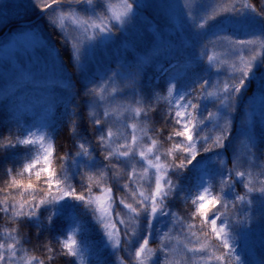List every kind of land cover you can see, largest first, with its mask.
I'll return each mask as SVG.
<instances>
[{"label": "snow or ice", "instance_id": "1", "mask_svg": "<svg viewBox=\"0 0 264 264\" xmlns=\"http://www.w3.org/2000/svg\"><path fill=\"white\" fill-rule=\"evenodd\" d=\"M36 6L42 12L58 15V20L54 19L52 22L53 24L59 23L61 28H63L66 19H72L78 27L84 28L85 33H87L88 28L93 29V34L88 35L87 40L99 43H103L106 38L111 37L114 34V29L119 30L117 25L120 29L126 28L135 19L136 9L138 8L137 0H124L122 10L109 16L103 10L97 11L98 8H103V5L97 3V0H51L50 3L48 0H36ZM64 9H67V11H63ZM80 11L86 14V18L81 19L77 15ZM193 15L194 12L189 13L190 18ZM105 21L108 22L105 23ZM195 27L201 31L206 30L208 27H216L222 32L228 28H235L249 32L253 39L229 41V43L247 48L249 55L247 58L240 57L239 64L232 65L234 71L230 73L228 80L223 83L222 87L216 91L209 92L207 90L209 85L207 79H194L185 86L179 80L171 78L165 86L166 95L161 96L154 89L145 85L143 77L137 80L136 76H132L129 79L126 87L132 89L137 105L134 109V115L140 118L142 122L147 121L150 124L152 123L151 114L159 112L160 127L157 132L165 135V138L171 143V147L164 154L165 157H172L171 161L165 159L161 163V155L153 152V148L157 145V140L154 137H150L152 146L141 149L138 153L136 148L133 147V145L139 143L136 135H132L131 144L127 142L120 144V150H108L111 146L113 132L96 112H89V123L93 126L94 131L98 130L96 142L103 156V169L121 170L125 165L132 163L137 154L141 160L147 161L148 168L156 169L155 188L151 191L150 196H143L142 194L143 199L138 201V207H133L132 204L125 202L123 198L120 199V203L130 213H133L135 218L140 219L143 217L147 221L145 225L147 235L139 238L143 242L139 243L135 251L134 264H145L142 253H145L146 249L148 256L154 254L152 249L147 248L153 223L158 216L170 215L173 218L176 217V212L170 209L168 202L176 199L178 195L182 197L185 203L191 200L194 206L195 210L191 213L192 222L186 224L188 229L186 238L196 237V240L192 241L194 246L186 244L185 247L189 253L193 254V257L196 254H201L200 260L203 264H210L213 256L218 264H243L234 246V233L245 228L249 222L256 218L261 220L264 218L261 212L258 211L264 209V179L254 180L252 172L238 168L235 161L232 162V168H228L223 160L220 161L221 167L215 173L219 176L220 184L219 192L216 194L213 192V185L208 184L202 177L198 178L199 183L193 185L196 192L194 197L191 195L192 189L185 192L182 187L183 181L188 178L187 173L203 163L205 159H211L210 156L205 157L190 169L189 165H193V161H197V156L204 157V154L214 153L217 157H220L226 149V142L229 140L233 129V121L230 116L239 110L241 98L245 94L244 90L255 75L254 69L258 70L259 65L264 63V5L258 10L250 3V0H231L228 4L222 3L219 5V10L213 9L211 12H205L204 17ZM220 38L217 36V40ZM224 39H227V37H224ZM73 48L72 63L75 65L77 72L82 73L87 50L82 49L79 44L73 45ZM208 62L211 66L212 56H208ZM63 81L67 83V104L76 108L77 106L73 104L75 99L73 90L77 88V84L73 82L71 76L67 75H65ZM261 89L264 90V81H261ZM82 92L87 98L88 107H98L97 88L86 84L83 86ZM75 95H80V91H77ZM155 97H159V100L166 102L165 111H160L158 105L154 102ZM209 101L214 103L215 112L208 109L207 104ZM204 112H207V117H205ZM104 115L107 117L108 113L105 112ZM78 119V116L72 117L70 136L78 137ZM211 119H215L214 128L219 134L214 137L202 136L201 133L207 127L206 120ZM132 127L135 129L136 125L133 124ZM168 128H171V131L166 132ZM32 137H34V133L30 130H22L19 121L16 122V130L11 126L0 124V163L9 156L20 154L21 150L25 154L38 153L43 150L45 166L35 170L39 163V157L32 159L31 156L26 155L25 158L29 162L24 164L22 172L32 174L35 170L34 175L37 180L43 179V182L47 185L46 189H40L45 192V195L38 197L31 182L27 185H21L14 178L16 175L22 174L17 171L14 164H8L0 169L6 177H13L10 180H5V196L0 199V213H3L6 218L14 221L17 225L16 228L12 229L13 234L8 237L12 242L0 243V264H10L17 254V249L20 246V240L17 238L19 229H30L32 239L40 244L45 231L49 233L55 231L59 218L64 216L70 209L73 212L71 219L76 227H79L77 223L79 217L75 215V212L80 210L84 213L92 212L94 218L105 230L104 234L108 243L117 249L124 245L126 249L130 250V246L138 241L133 238L127 225L121 231L113 223L111 225L112 231H108L109 225L105 221L111 215L109 213L111 205H109V208L103 209L93 207L92 185L85 182L86 179L91 180L93 178L95 172H91V170L96 167L95 158L89 147L81 142L75 155H72L71 151L66 152L61 159L65 161L71 159L77 165L76 171L69 175L68 170L65 169L63 175H57L48 166L50 160L55 156V137L47 141V146L42 142L43 137L40 141ZM123 139L127 140L126 137ZM249 139L251 140V136H249ZM150 155L154 157L156 163L149 159ZM81 157L84 159L77 163L78 158ZM81 165L83 166L82 175L80 172ZM135 167V164L132 163L133 173L129 174L130 180L135 172ZM169 170L171 175L165 179L161 172H168ZM147 171L148 169L145 168L144 172ZM42 173L44 174L43 177ZM76 175H81L79 185L75 182ZM113 175H116L115 171ZM260 175L264 176V172H261ZM238 184L243 185V193L235 191ZM16 187L32 190L29 192L30 199L26 198L24 203L19 204V206L16 202L9 203V200L14 201L15 197L8 192V189ZM53 188L56 189L55 192L52 191ZM111 191V189L107 190L109 199H112ZM229 201L231 202V208L229 207ZM241 208L245 212H251L252 215H237L236 213ZM97 212L100 213L98 217L95 215ZM115 216L119 217L120 213L115 212ZM197 218L199 219V225L195 223ZM120 223L126 224L123 220ZM198 232L205 237L214 238L224 251L219 255L213 253L204 255L209 246L207 243L200 242V238L197 236ZM113 233H116L115 237ZM81 244L82 241L76 238V228H73L62 237H50L46 243H43L44 256L49 264H56L57 257L61 258L59 264H74L73 259L64 258L77 257L82 252ZM160 251L163 252V248ZM163 255L164 260L161 264H167L168 253L163 252ZM28 264H45V261L33 256Z\"/></svg>", "mask_w": 264, "mask_h": 264}, {"label": "rangeland", "instance_id": "2", "mask_svg": "<svg viewBox=\"0 0 264 264\" xmlns=\"http://www.w3.org/2000/svg\"><path fill=\"white\" fill-rule=\"evenodd\" d=\"M48 2L50 3L51 0ZM123 2L124 0H97V3L103 5V8H98L97 11L103 10L111 16L122 10ZM230 2L231 0H137L138 8L135 19L126 28L120 29L117 25L119 30L114 29V34L106 38L103 43L87 40V36L93 34V29L88 28L85 33L84 28L78 27L72 19H66L63 28H61L59 23L53 24L52 22L54 19L58 20V15L44 12V17L32 24L24 26L14 24L0 39V76L8 77L26 69L30 73L40 76L52 74L65 78L67 75L72 79L74 77L80 79L91 72H100L102 66L110 59H123L129 66L125 67L123 64L116 63L108 74L101 77L95 86L98 107L87 106V108L89 112H96L111 128L113 136L108 150H120V144L125 142L131 144L132 135H136L139 143L133 147L138 153L141 149H147L152 145L146 135L143 122L134 115L137 105L133 91L130 87H126L129 79L136 76V68L139 66L136 63L138 60L142 62L147 59L155 62L153 64L156 65L167 60L172 63L170 59H174L175 56L185 58L195 54L197 60H203L205 66L211 70V76L216 79V82L207 90L209 92L218 90L228 80L230 73L234 71L232 65L239 64L240 57L247 58L249 55L247 48L229 43V41L248 40L253 37L249 32L235 28H228L233 32L228 30L222 32L216 27H208L201 31L195 25L204 17L205 12H211L213 9L219 10V5ZM262 5H264V0H260V8ZM35 10L40 11V8L36 6V0H0V32L10 22L33 17ZM63 11L66 12L67 9ZM190 12H194L191 18L189 17ZM77 15L81 19L86 18V14L82 11ZM44 21L51 23L60 31L70 47L71 58L74 54L73 45L79 44L82 49L87 50L82 73L77 72L75 65H73V74L65 67L51 39L44 31ZM107 22L105 21V23ZM217 36L221 38L217 40ZM208 56L213 57L211 66ZM254 71L255 75L252 78L254 79L255 93L252 96L254 97L253 101L249 104L253 108L252 110H255L259 101H264V90L261 89V81H264V63ZM137 74L139 73L137 72ZM252 110H242L230 118L233 121L232 133L218 162L220 167V161L223 160L228 168H232V162L235 161L238 168L252 172L253 179L258 180L256 172L252 168V152H250L252 138L249 139L251 135L248 130L250 129ZM105 112L108 113L107 117L104 115ZM133 124L136 125L135 129L132 127ZM124 137L127 138L126 141L123 139ZM153 152L158 154L154 148ZM149 159L156 163L153 156L150 155ZM95 161L97 189L91 194L94 199L93 207L103 209L109 208L111 205L109 208L111 215L105 221L109 225L108 231H112L113 223L121 231L127 225L133 238L138 241L130 246V250L124 246L125 252L132 257L130 261L122 259L117 254L118 249L108 243L104 234L105 230L92 213L100 245L114 253L118 264L121 262L122 264H134L135 251L139 243L143 242L139 238L147 235L145 230L147 221L143 217L135 218L134 214L120 203V199L123 198L133 207H138V201L143 199V196H150L151 191L155 188L156 169L148 168L147 161L141 160L137 154L132 160L136 167L130 180L129 174L133 173L132 163L125 165L121 170H113L102 168L104 160L101 154ZM161 163H163L162 160ZM145 168L148 169L147 172H144ZM114 171L116 175H113ZM161 175L167 179V172L162 171ZM108 189L112 190V199H109ZM235 191L243 193V185L238 184ZM229 207L231 208L230 201ZM117 211L120 213L119 217L115 216ZM258 211L264 215V209ZM236 214L252 215L251 212H245L243 208ZM95 215L98 217L100 213L97 212ZM121 220L126 224H121ZM258 224L259 218H256L249 222L245 228L234 233V240L240 239L243 252L248 257L250 264H262L257 249L264 245V239L259 235ZM187 232L177 217L158 216L155 219L150 239L155 238L163 245L164 252L168 253L167 264H203L200 260L201 254H196L193 257V254L187 251L185 245L194 246L192 241H195L193 237L186 238ZM113 235L115 237L116 233ZM4 242L10 243L9 239L2 235L0 243ZM147 248L151 249L150 245ZM204 255L207 254L204 253ZM142 259L145 260V264H152L153 256H148L146 249L145 253H142ZM163 260L164 255L159 264ZM25 262L20 263L17 257H14L10 264H24ZM210 264H216L214 258Z\"/></svg>", "mask_w": 264, "mask_h": 264}, {"label": "trees", "instance_id": "3", "mask_svg": "<svg viewBox=\"0 0 264 264\" xmlns=\"http://www.w3.org/2000/svg\"><path fill=\"white\" fill-rule=\"evenodd\" d=\"M250 3L259 10L260 0H250ZM36 13L37 10L34 11V15ZM43 28L47 36L52 40L55 50L62 62L71 73H74L70 47L65 42L60 31L54 25L46 21L43 23ZM175 57L176 61L167 66L162 72H160L161 67L164 66L166 62L159 68L158 66L150 64L148 61L143 63L138 61L140 66L135 73L136 77H138L137 80H139L140 77H143L145 85L154 89L155 92L159 93L161 96L166 95L165 86L171 78L179 80V82L185 86L190 84L194 79H207L209 85H212L214 78L211 76V70L204 65L203 60L198 61L195 54L190 57H181L179 60L178 56ZM115 62L116 61L114 60H109L103 65L100 73L91 72L86 77L80 79L75 77L73 79V82H76L77 84V88L73 90V96H75L73 104L77 106L76 108L67 104V83L63 81L64 79L62 77L52 74L41 76L35 75L26 69L8 77L0 76V124L11 126L16 130V122L19 121L22 130H30L34 133V137L32 138L40 141L41 137H43L44 140L42 142L45 146H47L48 140L55 137V156L50 160L48 166L50 170L54 171L57 175H63L65 169L68 170L69 175L73 174L76 171L77 165L74 164L71 159H68L67 161L61 159L66 152L71 151L72 155H75L79 143L82 142L85 146L89 147V150L95 159L101 154L96 142L98 130L94 131L93 126L89 123V111L86 104L87 98L82 92L83 86L87 84L90 87H94L98 79L105 75L114 66ZM118 62L124 65L123 60H119ZM137 72L139 74H137ZM254 89L255 84L254 79L252 78L248 87L244 90L245 94L242 96L239 110L236 113L231 114L230 118L238 112H241L243 109H253L249 104L253 101L254 97L252 96L255 93ZM77 91H80V95L78 96L75 95ZM154 102L158 105L161 112L166 110V102L159 100V97H155ZM216 103H218V101H216ZM207 107L209 110L215 112L213 102L209 101ZM151 115L152 123L149 124L147 121H143L148 138L150 139V137H154L157 140L155 150L161 155L163 162L165 159L171 161L172 157H165L164 155L171 147V143L165 138V135L157 132V129L160 127L159 112ZM204 115L207 117V112H204ZM73 116L79 117V127L77 130L78 137L70 136ZM206 123L207 127L204 128V131L201 133L202 136L208 135L214 137L219 134L214 128V125L216 124L215 119L206 120ZM168 131H171V128L166 129V132ZM250 134L252 138V155L254 153L252 168L256 172L258 179H264V176L260 175L261 172H264V101H259L255 110H252ZM26 155L31 156L32 159L39 157V163L35 170H39L41 167L45 166L43 150L38 153L34 152L29 154H25L23 150H21L20 154L9 156L6 160L0 163V169L8 164H14L17 171L22 173L14 177L19 184L27 185L31 182L34 185L37 196L42 197L45 195V192L40 189L47 188L43 179L39 181L37 180L34 175L35 170H33L32 174L22 172L24 164L29 162V160L25 158ZM204 155V157L197 156V161H193V165H189V168L192 169L197 165L198 161L205 159V157L210 156L211 159H205L203 163L197 165L196 168L187 173L188 178L183 181L182 187L185 192L192 189L191 195L193 197L196 194L193 185L199 183V177H202L208 184L213 185L214 194L219 192V176L215 175L217 170L220 169L218 162L219 157L214 153ZM83 159V157L78 158L77 163ZM80 172L82 175V165L80 166ZM91 172H95V169H92ZM81 175L75 176V182L77 185H79L81 181ZM169 175H171L170 170L167 172V176ZM43 176L44 174L42 173V177ZM96 177L97 175L95 172V175H93L91 180H85L86 184L92 185L91 193L97 189ZM12 178L13 177H6L3 172L0 171V199L5 196V180H10ZM31 191L32 190H27L26 188L21 187L8 189V192L15 197V200L13 201L10 199L9 203L16 202L17 206H19V204L24 203L26 198L30 199L29 192ZM52 191L55 192L56 189L53 188ZM168 203L170 209L176 212L178 221L188 231L186 224L192 222L191 213L195 210L191 200H188L187 203H185L182 197L178 195L176 199H173ZM72 215L73 212L70 209L64 214V216L60 217L55 231H52L51 233L45 231L40 244H37V242L32 239L30 229H19V235L17 238L20 240V246L15 255L18 261L20 263L26 261L24 264H28L29 260H31L33 256H36L43 259L45 264H49L44 256L43 243H46L50 237H62L65 233L76 228V238L82 241V252L75 258L65 257L64 259H73L74 264H118L115 256L105 247L100 245L98 232L92 220V212L84 213L82 210L75 212V215L79 217L77 222L79 227H76L73 223L71 219ZM259 222V235L264 239V218H262V220L260 219ZM195 223L199 225L198 218ZM16 227L17 225L14 221L9 220L3 213H0V236L5 235L8 238L10 234H13L12 229ZM197 236H199L201 243L208 244L209 247L206 254L213 253L214 255H219L224 251L222 246H220L214 238L205 237L199 232L197 233ZM193 238L196 240V237ZM9 241L12 242L11 240ZM241 243L242 242L239 238L234 240L236 252L239 254L243 264H250L247 256L241 251ZM148 245H150L151 249L154 251V254L152 255V264H159L164 252V250L163 252L160 251V249L163 248V245H161V243L155 238L150 239ZM257 252L260 257V262L264 264V245L258 248ZM118 256L126 261H130L132 258L125 252L124 245H121L118 249ZM60 259V257H57L56 264H59ZM215 263L218 264L216 261Z\"/></svg>", "mask_w": 264, "mask_h": 264}, {"label": "water", "instance_id": "4", "mask_svg": "<svg viewBox=\"0 0 264 264\" xmlns=\"http://www.w3.org/2000/svg\"><path fill=\"white\" fill-rule=\"evenodd\" d=\"M41 14H42V11H41L39 14H37L35 17H33L32 19H30V20H25V21H21V22H19V23L27 24V23H30V22H32V21H35L36 19H38V18L40 17ZM8 27H9V25H7V26L4 28V30L2 31V33H0V37L6 32V30L8 29Z\"/></svg>", "mask_w": 264, "mask_h": 264}, {"label": "bare ground", "instance_id": "5", "mask_svg": "<svg viewBox=\"0 0 264 264\" xmlns=\"http://www.w3.org/2000/svg\"><path fill=\"white\" fill-rule=\"evenodd\" d=\"M72 61V60H71Z\"/></svg>", "mask_w": 264, "mask_h": 264}]
</instances>
